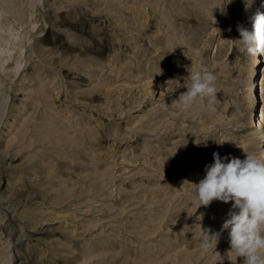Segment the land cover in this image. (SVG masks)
Segmentation results:
<instances>
[{
    "label": "rangeland",
    "instance_id": "obj_1",
    "mask_svg": "<svg viewBox=\"0 0 264 264\" xmlns=\"http://www.w3.org/2000/svg\"><path fill=\"white\" fill-rule=\"evenodd\" d=\"M257 9L264 0H0V264H242L227 230L200 249L233 202L197 209L191 183L213 152L264 161L249 121L256 57L234 41ZM201 64L217 75L216 111L193 120L178 98Z\"/></svg>",
    "mask_w": 264,
    "mask_h": 264
},
{
    "label": "clouds",
    "instance_id": "obj_2",
    "mask_svg": "<svg viewBox=\"0 0 264 264\" xmlns=\"http://www.w3.org/2000/svg\"><path fill=\"white\" fill-rule=\"evenodd\" d=\"M248 7L246 3V10ZM249 22L250 29L237 25L239 38L234 41L248 56L264 57V13L257 9ZM187 71L189 75L182 78L186 91L180 93L178 107L193 120H199L202 111H216L217 75L204 64ZM198 100L205 102L199 108L195 107ZM213 160L214 163L205 166L204 178L199 183H191L195 188L191 204L198 209L208 207L214 200L233 203L220 232L201 228L199 247L203 251L215 249L222 232L227 230L229 252L243 258L242 264H264V161L247 152L244 160L228 156L222 159L218 152H213ZM202 219L203 214L199 216Z\"/></svg>",
    "mask_w": 264,
    "mask_h": 264
},
{
    "label": "bare ground",
    "instance_id": "obj_3",
    "mask_svg": "<svg viewBox=\"0 0 264 264\" xmlns=\"http://www.w3.org/2000/svg\"><path fill=\"white\" fill-rule=\"evenodd\" d=\"M264 61L262 59V57L258 56V58H255V63L252 66V70H251V76L253 77L254 81H253V85L252 88L250 89V95H251V105L253 106L254 109H256L257 111V117L254 116V118H251V114L250 115V122L251 124L254 125V131L253 133L255 135H257V137L262 138L263 140V145H262V155H263V160H264V110L260 107L259 105V94L258 91L256 89L255 83H256V74L260 73V64H263ZM262 69V68H261ZM262 74V73H261ZM259 77V76H258ZM261 77V76H260ZM259 113V114H258Z\"/></svg>",
    "mask_w": 264,
    "mask_h": 264
}]
</instances>
